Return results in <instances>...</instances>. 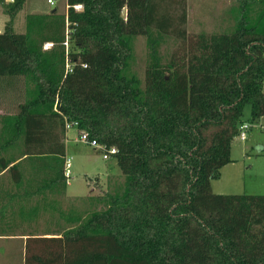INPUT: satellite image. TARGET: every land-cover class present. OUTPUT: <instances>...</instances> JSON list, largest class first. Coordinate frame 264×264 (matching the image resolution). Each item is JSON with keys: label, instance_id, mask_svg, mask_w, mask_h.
<instances>
[{"label": "trees", "instance_id": "16d2710c", "mask_svg": "<svg viewBox=\"0 0 264 264\" xmlns=\"http://www.w3.org/2000/svg\"><path fill=\"white\" fill-rule=\"evenodd\" d=\"M254 2L257 18L243 11L234 31L214 34L188 33L187 0H67L65 26L52 15L28 16L25 34L6 25L0 92L23 97L14 132L25 156L65 161L67 125L77 124L116 148L125 177L106 209L72 217L79 225L62 236L28 237L25 264H264V194L211 190L245 106L264 118V0ZM24 3L6 5L11 19ZM138 36L150 48L143 80L132 66ZM9 171L22 181L18 164Z\"/></svg>", "mask_w": 264, "mask_h": 264}, {"label": "rangeland", "instance_id": "374dc122", "mask_svg": "<svg viewBox=\"0 0 264 264\" xmlns=\"http://www.w3.org/2000/svg\"><path fill=\"white\" fill-rule=\"evenodd\" d=\"M254 1L257 0H187V31L190 35L232 32L243 11L247 12L249 18H257L259 5ZM6 5L0 0V33L10 23L14 32L25 34L30 15H48L47 18L52 15L61 26L67 23V0H55L53 5L48 0H25L12 19L6 12ZM49 31L53 32L51 28ZM49 31H44V37L50 34ZM33 37L41 40L36 33ZM176 43L170 38L166 44H162L159 51L162 62L169 60ZM52 44L43 42V50L53 48ZM133 55V70L143 80L150 60L146 36L134 39ZM23 86L20 81L19 88L23 90ZM22 101L23 97L18 93L10 90L0 92V161L18 163L22 181L56 182L54 192L49 194L55 197L58 213L62 212L66 219L64 229L69 231L80 223H75L72 217L85 219L95 211L106 209L105 200L111 201L120 196L124 190L125 177L114 156L104 159L102 150L78 140L79 131L76 127L68 130L66 139L64 160L71 158L72 166L69 180L64 174L65 161L58 157L25 156L24 137L21 135L16 138L14 132L15 116L19 113L17 106ZM243 121L250 127L245 132L244 140L240 135L234 139L231 162L220 170L217 179L211 181V190L215 194H264V118L254 120L250 105H246ZM7 179L11 180L12 177L8 176ZM45 211L48 214L51 212L48 208ZM52 223L47 218L34 227V232H44L52 228Z\"/></svg>", "mask_w": 264, "mask_h": 264}, {"label": "crops", "instance_id": "0c3cea01", "mask_svg": "<svg viewBox=\"0 0 264 264\" xmlns=\"http://www.w3.org/2000/svg\"><path fill=\"white\" fill-rule=\"evenodd\" d=\"M15 164L2 170L0 161V264H25L28 237H57L66 232L65 216L58 213V203L49 194L54 192L53 187H46L44 182L16 183L9 171ZM47 208L49 214L45 213ZM47 218L53 221L52 228L34 232V227Z\"/></svg>", "mask_w": 264, "mask_h": 264}, {"label": "built area", "instance_id": "2783aa9c", "mask_svg": "<svg viewBox=\"0 0 264 264\" xmlns=\"http://www.w3.org/2000/svg\"><path fill=\"white\" fill-rule=\"evenodd\" d=\"M5 3L7 4H11V3H14L16 0H3ZM48 3L53 5L55 3V0H48ZM76 10L80 11L82 9V5H76L74 6ZM64 44L66 46H68V40H66V42H64ZM53 45V44H52ZM86 67V66H84ZM66 70L67 72L71 73L73 72V65L67 61L66 62ZM72 127H76L77 128V124H71L69 123L67 125V128L68 130ZM249 125L246 124V123H243L241 126H240V133L239 135L241 136V139L244 140L245 139V132L249 129ZM78 140L80 142H83L85 144H88L92 147H95V148H98L100 150H102L103 152V158L104 159H108L110 156H114V154H116L117 150L116 148L114 147H111V148H107L106 146H103L101 145L98 141L94 140V139H91L88 135V133L86 132H80L79 131V138ZM71 158L69 159H66L65 160V165H64V174H65V177L69 180L71 178Z\"/></svg>", "mask_w": 264, "mask_h": 264}, {"label": "water", "instance_id": "95a60500", "mask_svg": "<svg viewBox=\"0 0 264 264\" xmlns=\"http://www.w3.org/2000/svg\"><path fill=\"white\" fill-rule=\"evenodd\" d=\"M121 17L123 19H127V9L126 8L123 9L122 14H121Z\"/></svg>", "mask_w": 264, "mask_h": 264}]
</instances>
